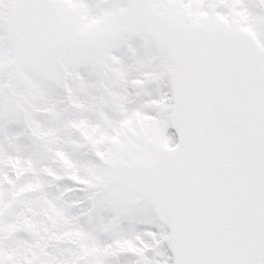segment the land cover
<instances>
[{
	"label": "snow or ice",
	"instance_id": "obj_1",
	"mask_svg": "<svg viewBox=\"0 0 264 264\" xmlns=\"http://www.w3.org/2000/svg\"><path fill=\"white\" fill-rule=\"evenodd\" d=\"M0 264H264V0H0Z\"/></svg>",
	"mask_w": 264,
	"mask_h": 264
}]
</instances>
